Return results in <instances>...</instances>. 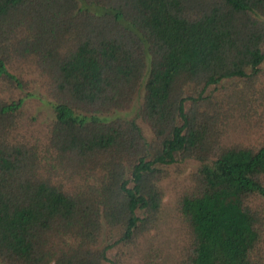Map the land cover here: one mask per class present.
<instances>
[{"label": "trees", "instance_id": "obj_1", "mask_svg": "<svg viewBox=\"0 0 264 264\" xmlns=\"http://www.w3.org/2000/svg\"><path fill=\"white\" fill-rule=\"evenodd\" d=\"M263 64L264 0H0V262L264 264Z\"/></svg>", "mask_w": 264, "mask_h": 264}, {"label": "rangeland", "instance_id": "obj_2", "mask_svg": "<svg viewBox=\"0 0 264 264\" xmlns=\"http://www.w3.org/2000/svg\"><path fill=\"white\" fill-rule=\"evenodd\" d=\"M262 70L264 73V64L262 65ZM264 75V74H263ZM36 92V101L34 102V110L37 113L42 115L44 120L50 119L53 117L52 109L49 105V100L45 97H42L40 92L37 90ZM131 115L133 116L134 113L132 112ZM141 125L144 129L145 135L148 140H152L153 135L150 131L149 127L141 122ZM200 162L197 160H188L185 163L169 167V178L166 179L163 183V187L165 190V199L163 205V216H164V224H163V234L161 242H165V240L172 241L176 238V206L175 202L177 201V195L182 190L185 189L190 184V175L194 173L198 167ZM171 248H167V252H170ZM113 256V253H112ZM0 264H2L0 262Z\"/></svg>", "mask_w": 264, "mask_h": 264}]
</instances>
